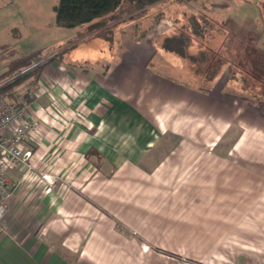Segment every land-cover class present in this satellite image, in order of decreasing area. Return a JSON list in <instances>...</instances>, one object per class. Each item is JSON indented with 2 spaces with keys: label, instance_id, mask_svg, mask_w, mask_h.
<instances>
[{
  "label": "crops",
  "instance_id": "crops-1",
  "mask_svg": "<svg viewBox=\"0 0 264 264\" xmlns=\"http://www.w3.org/2000/svg\"><path fill=\"white\" fill-rule=\"evenodd\" d=\"M192 1L224 27L252 25L257 42L208 86L162 43L117 47L45 23L58 37L25 106L38 124L32 168L7 171L17 186L0 221V264H264V91L249 100L224 77L250 65L264 82V0ZM95 39L108 44L103 57L70 53Z\"/></svg>",
  "mask_w": 264,
  "mask_h": 264
},
{
  "label": "rangeland",
  "instance_id": "rangeland-1",
  "mask_svg": "<svg viewBox=\"0 0 264 264\" xmlns=\"http://www.w3.org/2000/svg\"><path fill=\"white\" fill-rule=\"evenodd\" d=\"M198 1L203 2V0ZM53 2L56 4L57 0H0V74L7 69H19L20 64L27 57L42 56L55 51V48L52 47L44 48L48 44V40H54L58 37L56 30L45 27V23L52 21L54 17L51 7ZM247 2L252 4L251 1ZM179 3L188 5V8H184ZM257 9L256 6L252 5H250V8H244L245 12L251 11L252 16H255ZM191 10H197L195 17L192 16L193 12ZM230 10L222 12L223 14L231 13V15H234L233 11ZM204 11L206 9L199 6L193 7L192 0H161L150 5L144 11L126 16L121 22L113 21L110 28L104 29L107 35L104 36L108 38L111 34L109 39L114 38V42L118 44L117 47H121L120 44L127 41L133 42L139 38L160 46L166 36L174 34L187 35L190 40L187 53L192 57L184 58L185 64L178 68L195 73L198 79L196 85L208 86L209 83L204 82L206 79L215 78L227 62H236V59L237 62L245 61L246 55L252 54L253 44L256 49L257 42L250 40L251 36H255L254 34L246 33L248 31L246 27L250 24H243L244 27L238 24V27L241 28L235 30L230 28L233 25H230L229 16V22L226 23L227 27H224V18L218 17L216 20L209 12ZM252 19L254 22L257 21L255 17ZM225 28H227L229 34L225 31ZM107 29H110L111 32ZM95 40V45H91V40L84 41L81 44L82 47H79L80 49L75 48L70 53H81L80 56L86 53H97L100 57H103L108 49V44L104 39ZM222 40L226 42L223 48L221 47ZM172 54L176 55L173 52L165 51L164 57L171 58ZM90 64L92 62L88 61V65ZM88 65L86 66L89 67ZM251 70L256 73L258 68L250 65H231L230 70L229 68L225 69L224 77L229 76L232 80H236L237 83L231 82V84L235 87L237 84L243 87L247 91V95H250L248 99L256 101L258 98L257 93L261 94L263 92L264 82L257 81L258 76L251 74ZM256 74L259 75V73ZM263 77L261 75L260 78ZM35 85L36 80L33 77H28L10 89L14 95L29 97V94L24 95V93L27 92V87L34 89ZM16 87L21 91H18ZM29 99L31 100V98ZM29 99L27 100L30 101ZM13 100L16 101L17 98ZM19 101L22 100L19 99Z\"/></svg>",
  "mask_w": 264,
  "mask_h": 264
},
{
  "label": "trees",
  "instance_id": "trees-1",
  "mask_svg": "<svg viewBox=\"0 0 264 264\" xmlns=\"http://www.w3.org/2000/svg\"><path fill=\"white\" fill-rule=\"evenodd\" d=\"M159 1L161 0H58L53 6L54 23L65 28L83 29L79 36L94 33L111 41L112 38L109 39L111 34L108 38L105 37L104 29L110 28L113 21L121 22L126 16L144 11L147 7ZM107 30L110 31V29ZM189 41L187 35L174 34L163 38L162 47L184 58H191L192 56L187 53ZM44 57L45 55L27 57L20 64L19 69H8L0 75V81H4L1 95L8 97L14 95L11 89L28 77H33L37 81L40 69L45 64L44 61H39ZM59 58V54H56L47 60H58ZM262 90L264 91V89ZM16 96L14 95L12 99H16ZM23 97L25 100L28 99V97ZM259 99L261 100V98H257L256 101Z\"/></svg>",
  "mask_w": 264,
  "mask_h": 264
},
{
  "label": "built area",
  "instance_id": "built-area-1",
  "mask_svg": "<svg viewBox=\"0 0 264 264\" xmlns=\"http://www.w3.org/2000/svg\"><path fill=\"white\" fill-rule=\"evenodd\" d=\"M3 84L4 81H0V221L7 213L8 201L17 186V182L8 176L7 171L32 168L34 152L27 144L38 128L36 120L29 119L25 113L28 100L23 96L19 97L18 101L2 96ZM26 91V94H29L28 99L32 100V89L27 87ZM40 180L51 183L54 176L41 172Z\"/></svg>",
  "mask_w": 264,
  "mask_h": 264
}]
</instances>
